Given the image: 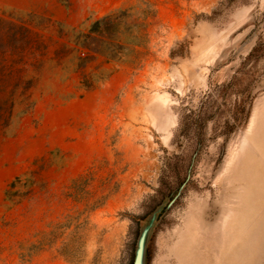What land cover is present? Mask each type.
<instances>
[{
  "label": "rangeland",
  "instance_id": "374dc122",
  "mask_svg": "<svg viewBox=\"0 0 264 264\" xmlns=\"http://www.w3.org/2000/svg\"><path fill=\"white\" fill-rule=\"evenodd\" d=\"M260 41L264 0H0V264H133L153 216L146 264H264Z\"/></svg>",
  "mask_w": 264,
  "mask_h": 264
},
{
  "label": "trees",
  "instance_id": "16d2710c",
  "mask_svg": "<svg viewBox=\"0 0 264 264\" xmlns=\"http://www.w3.org/2000/svg\"><path fill=\"white\" fill-rule=\"evenodd\" d=\"M127 17V12H120L96 21L91 27L89 33L78 35L76 38V44L90 51L94 56L106 58L109 62L118 60L121 54V49H118L117 46L106 45L105 35L110 33V35L114 37V35L119 34L122 26V19ZM263 59L264 42L260 41L244 63V68L252 61L259 62ZM246 94L247 92L245 95ZM248 95L249 99L247 98L244 102L239 103L236 108L237 114L241 115L246 122L250 119L253 104L250 94Z\"/></svg>",
  "mask_w": 264,
  "mask_h": 264
},
{
  "label": "water",
  "instance_id": "95a60500",
  "mask_svg": "<svg viewBox=\"0 0 264 264\" xmlns=\"http://www.w3.org/2000/svg\"><path fill=\"white\" fill-rule=\"evenodd\" d=\"M155 219L156 216H153L149 225L146 226L141 232L133 264H146L149 235L151 229L153 228Z\"/></svg>",
  "mask_w": 264,
  "mask_h": 264
}]
</instances>
